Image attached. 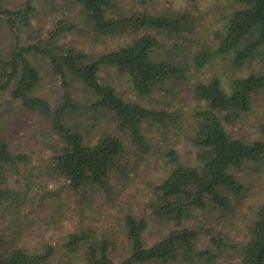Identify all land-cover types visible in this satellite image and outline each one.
<instances>
[{
    "label": "trees",
    "instance_id": "obj_1",
    "mask_svg": "<svg viewBox=\"0 0 264 264\" xmlns=\"http://www.w3.org/2000/svg\"><path fill=\"white\" fill-rule=\"evenodd\" d=\"M53 1L56 2L49 0ZM57 1L80 7L83 22L94 33L112 36L127 32L133 33V38L124 45L94 55L56 45L54 40L58 35L76 29V25L59 20L46 39L24 41L22 32L32 28L35 0H20L16 7L0 0V25L7 28L11 37L10 49L0 60V102L2 96L7 95L8 104L15 102L20 112L36 114L58 135L61 145L54 150L48 164L65 185L73 191L98 187L110 196L109 173L126 174L129 168L125 160L129 151L146 150L142 125L154 124L164 132L166 127L176 125L179 117L168 107L154 109L139 101L125 100L113 84L100 81L99 72L103 67L121 71L127 76L133 93L146 99L168 81H183L186 69L160 56L163 41H172L173 48L183 46L182 41L178 42L183 17L143 10L113 18L110 10L117 0ZM235 1L238 6L227 16L215 49L201 46L192 58L194 67L199 69L213 55H218L228 57L235 68L258 60L261 71L231 79L228 90L216 77L194 84L191 93L202 103L195 111V121L189 131L190 146L197 152L196 163L180 161L173 148L163 151L165 163L169 165L167 174L150 185L151 197L145 203L149 217L154 220L180 223L191 217L193 210L203 212L209 207L222 212L229 210L231 203L244 194L234 171L247 163L264 161V115L258 126L261 138L254 141L233 137L224 126L249 112L252 95L264 91V0ZM30 58L43 59L49 64L61 92L54 105L38 93L42 76ZM72 81L79 82L91 96L89 103L71 96ZM103 112L113 115L118 130L127 135V141L105 132L98 133L92 140L89 129L82 127L79 131L76 121L70 117ZM85 134L88 135L85 137ZM18 163L28 164L29 157L13 153L8 141L0 136V169ZM48 195L49 192L34 198L41 204ZM18 198L17 192L0 189V201L15 203ZM121 224L129 242V254L119 262L111 257L109 242L88 228L68 234L62 248L75 253L82 247L79 255L86 264H167L178 258L189 264H222L219 259L228 250L237 259L226 264H264V201L254 209L242 242L229 243L220 232L202 228L208 235L207 246L202 250L196 249L198 231L192 228L171 229L145 246L146 217L128 211ZM54 254V247L49 244L29 251L21 245L14 246L0 234V264H52Z\"/></svg>",
    "mask_w": 264,
    "mask_h": 264
},
{
    "label": "rangeland",
    "instance_id": "obj_2",
    "mask_svg": "<svg viewBox=\"0 0 264 264\" xmlns=\"http://www.w3.org/2000/svg\"><path fill=\"white\" fill-rule=\"evenodd\" d=\"M7 5L16 7L20 0H6ZM4 3V2H3ZM36 12L31 16L32 28L22 32L23 40L36 42L46 39L57 21L76 25V29L62 32L54 40L56 45L83 50L97 55L109 49L124 45L133 33L119 32L114 35H100L90 30L82 20L80 7L65 5L49 0H35ZM238 6L235 0H117L110 10L113 18L127 15L134 11H147L151 14H167L183 17L179 34L182 47L173 48L172 41L161 44L163 58L186 69L183 81H168L163 88L149 98H140L130 88L127 76L112 67H103L99 72L100 81L113 84L125 100L139 101L149 108L176 111L178 123L166 127L164 132L157 125L143 124L142 132L146 137V150L141 153L135 148L129 151L125 164L126 174L109 173L111 195L106 196L98 187L87 186L73 191L63 183L61 176L52 172L49 160L61 142L51 131L47 122L36 114L20 112L17 103L8 104L7 95L1 98L0 136L5 138L13 153H23L29 157L28 164L2 166L0 169V189L12 190L19 195L15 203L0 201V234L14 246L21 245L26 250H35L43 244L54 247L52 264H86L79 253H68L62 248L68 234L83 228L92 229L103 236L110 247L111 257L119 262L129 254V242L121 224L128 211L144 216L147 228L143 234L145 246L162 238L168 231L176 228H192L198 231L196 249L207 246L208 235L202 228L220 232L229 243L239 244L248 233V224L254 209L264 201V161L256 164L247 163L235 175L243 185L244 194L232 202L229 210L222 212L217 208L205 211H192V216L180 223H172L149 217L147 204L150 200V185L159 182L166 174L169 165L165 163L163 151L173 148L180 161L196 163L197 152L190 146L189 131L195 121V111L202 107L191 89L196 82H206L212 77L219 78L228 90L231 79L261 71L258 60L245 63L239 68L231 65L228 57H213L201 68L194 67L192 58L201 46L215 49L220 34L224 29L227 16ZM133 38V37H132ZM162 38H160L161 40ZM11 37L7 28L0 25V60L10 49ZM32 60V58H30ZM39 68L42 82L38 93L45 96L54 105L60 99L59 84L51 73L46 60H32ZM72 97L82 103H89L91 96L77 81H72L69 88ZM264 115V91L252 95L249 112L236 118L225 128L233 137L254 141L260 137L258 126ZM76 121L79 131L87 127L91 139L95 140L100 132L119 135L127 141V135L121 133L112 114L85 113L70 116ZM164 133V134H162ZM88 134H85L86 137ZM49 192L41 204L34 197ZM204 227H201V226ZM229 251V250H228ZM224 252L220 263L226 264L237 258L232 252ZM228 252V253H227ZM156 264V263H147ZM189 264L178 258L173 263ZM195 264V263H194Z\"/></svg>",
    "mask_w": 264,
    "mask_h": 264
}]
</instances>
